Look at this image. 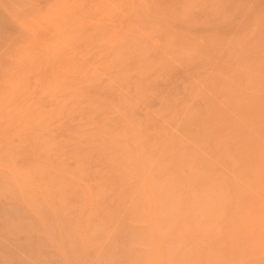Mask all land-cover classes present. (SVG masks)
<instances>
[{"label": "rangeland", "instance_id": "rangeland-1", "mask_svg": "<svg viewBox=\"0 0 264 264\" xmlns=\"http://www.w3.org/2000/svg\"><path fill=\"white\" fill-rule=\"evenodd\" d=\"M0 264H264V0H0Z\"/></svg>", "mask_w": 264, "mask_h": 264}]
</instances>
